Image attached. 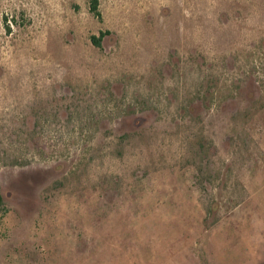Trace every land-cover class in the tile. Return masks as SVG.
Segmentation results:
<instances>
[{"label":"rangeland","instance_id":"1","mask_svg":"<svg viewBox=\"0 0 264 264\" xmlns=\"http://www.w3.org/2000/svg\"><path fill=\"white\" fill-rule=\"evenodd\" d=\"M98 2L0 0V264H264V0Z\"/></svg>","mask_w":264,"mask_h":264},{"label":"trees","instance_id":"2","mask_svg":"<svg viewBox=\"0 0 264 264\" xmlns=\"http://www.w3.org/2000/svg\"><path fill=\"white\" fill-rule=\"evenodd\" d=\"M98 7H99V2L98 0H91V9L96 12V13H99L98 12ZM102 37H103V33H102V36L100 37H97V36H92V41L95 45L97 46H101V41H102Z\"/></svg>","mask_w":264,"mask_h":264}]
</instances>
